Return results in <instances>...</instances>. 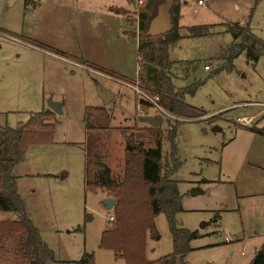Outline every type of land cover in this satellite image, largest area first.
<instances>
[{"label": "rangeland", "instance_id": "rangeland-1", "mask_svg": "<svg viewBox=\"0 0 264 264\" xmlns=\"http://www.w3.org/2000/svg\"><path fill=\"white\" fill-rule=\"evenodd\" d=\"M135 1L0 0V28L83 57L99 68L65 62L62 55H47L0 32V110L11 112H0V122L12 126L26 121L31 112L49 107L50 99L64 103L63 112L48 120L55 123L53 142L30 145L22 163L38 173L32 178L37 193L29 202L42 238L55 252L56 259L47 264H81L86 254L94 255V264H126L114 250L101 247L103 232L113 226L109 216L116 220L115 207H104L108 192L98 186L85 188L96 180L93 173L100 158L116 178L124 174L122 128L146 147H155L147 118L157 114L165 118L158 126L164 160L174 164L175 148L178 161L172 178L178 181L184 210L176 218L182 227L200 234L190 242L186 264H250L264 244V134L238 124L236 118L264 108V55L253 62L245 50L232 70L217 69L219 55L233 41L225 30L228 23L248 25L264 40V0H181L183 25H212L213 33L203 36H189L182 29L184 36L169 47L176 63L170 70L174 83L197 87L185 101L204 111L199 117L168 115L150 102H138L139 93H145L139 82L142 62L136 37L144 7ZM119 6L130 8L136 36H126L127 17L118 12ZM182 60L191 61V66ZM103 92L114 95L107 104ZM87 106H106L113 128L90 132L84 122ZM176 123L173 145L168 135ZM254 126L264 130V111ZM44 173L47 176L40 179ZM52 182L59 185L53 196V188L48 189ZM16 217L13 211L0 210L1 220ZM155 224L160 238L148 233L146 240L151 260L173 251L166 215L156 216ZM80 226L82 230H75ZM15 244L11 238L10 251L0 247V253L6 252L0 264L22 263L12 249Z\"/></svg>", "mask_w": 264, "mask_h": 264}, {"label": "trees", "instance_id": "trees-1", "mask_svg": "<svg viewBox=\"0 0 264 264\" xmlns=\"http://www.w3.org/2000/svg\"><path fill=\"white\" fill-rule=\"evenodd\" d=\"M146 0L139 14V43L140 60L139 82L144 92L150 96L159 97V105L176 116L199 117L204 111L188 104L185 97L193 94L197 87H178L172 78L171 68L176 63L170 59L169 47L184 35L179 24L181 17V0H173L171 15L173 27L163 35L148 33L152 18L157 15L160 4L165 0ZM212 25H193L188 27V35H210ZM232 34L233 41L219 55L220 66L217 69L232 70L235 59L245 50L249 60L257 62L264 55V40L256 36L250 26L240 23H228L225 28ZM0 32L18 38L26 43L49 50L64 57L82 61L72 54L43 44L24 34H18L5 28ZM153 36H158L154 41ZM2 43L0 42V49ZM191 66V61L182 60ZM146 103V101H142ZM57 113L49 107L37 112H31L26 121H19L16 126L2 125L0 122V210L13 211L15 219H0V247L7 248V241L16 239L14 248L21 264H47L56 259L54 250L42 238L27 210L24 199L18 190L17 177L13 174L14 167L23 160L28 147L32 144L53 142ZM89 131L110 130L112 115L106 106H87L84 118ZM179 123V122H178ZM172 125L169 138L174 145L177 124ZM253 131L264 134V130L256 126ZM125 137V171L116 178L111 167L100 158L94 171V182H89L87 188L101 187L109 196L117 199L115 204L116 220L111 228L103 232L101 247L114 250L118 258L124 257L126 264H186L185 258L192 250L190 242L199 237L197 230L182 227L177 213L184 210L182 195L178 189V181L172 178V173L178 165L175 148L172 161L167 164L163 156L162 129L149 127L150 136L155 137V147H146L129 129H121ZM97 143V142H96ZM98 144V143H97ZM100 147V145H98ZM164 213L173 236V251L158 259L151 260L146 256V240L148 233L154 239L160 234L155 224V217ZM75 230H82L77 227ZM9 238V239H8ZM2 251V250H1ZM0 256L5 257V253ZM20 254V255H18ZM81 264H94V255L86 254L79 261ZM250 264H264V244L257 250Z\"/></svg>", "mask_w": 264, "mask_h": 264}, {"label": "crops", "instance_id": "crops-1", "mask_svg": "<svg viewBox=\"0 0 264 264\" xmlns=\"http://www.w3.org/2000/svg\"><path fill=\"white\" fill-rule=\"evenodd\" d=\"M129 1V0H128ZM182 7H183V2H182V6H181V17H180V22H179V24H180V26H181V29H187L188 27H191V25H188V26H185V25H183L182 23H183V20H182V18H183V14H182ZM117 10H118V12H120V13H123L124 15H126V17H127V22H128V26H129V28H126V30H125V33H126V36L127 35H131V36H136V34H134V32H132V18H131V15H130V12H128V10H130V8H127V7H124V6H119L118 8H117ZM8 30V29H7ZM11 31V30H10ZM133 31H135V29H133ZM14 32V31H13ZM136 37H138V43H139V34H138V36H136ZM32 38V37H31ZM17 38H15V40H16ZM37 40V39H36ZM44 44V43H43ZM28 45L30 46V47H32V48H35V49H37V50H39V51H42V52H45V54H47V55H50V56H58V57H60L59 56V54L57 55V53H54V52H51V51H49V50H45V49H42V48H39V47H37V46H34V45H32V44H29L28 43ZM47 45V44H46ZM49 46H51V45H49ZM51 47H54V46H51ZM54 48H56V47H54ZM58 49V48H57ZM60 50V49H59ZM62 51V50H61ZM50 52V53H49ZM65 52H67V53H69V54H72V55H74L75 57H77V59H83V60H85L83 57H78V56H76L75 54H73V53H70V52H68V51H65ZM62 58V57H61ZM138 59L140 60V55H138ZM71 61L72 63H77V64H80L81 65V67H84L85 65L87 66V64L88 63H90L92 66H89V67H91L92 69H95V70H99V68H97V67H95V66H93L94 64L92 63V62H89V61H87V60H85L86 61V63H84V62H82V61H77V60H74V59H70V58H67V57H65V62L66 61ZM139 67V66H138ZM59 75H61V73L59 74ZM113 78H115V79H117V80H119V81H122V80H120L119 78H117V77H115V76H113V75H111ZM68 79H69V76L67 77ZM125 84H130L129 82H125V81H123ZM131 85V84H130ZM132 86H134V89L135 88H137V86L135 85V84H132ZM63 106H64V103H63ZM157 108V110H160L158 107H156ZM264 109V108H263ZM263 109L262 110H260L259 112H257V114H254V115H258V114H262V112H263ZM11 113L10 111H8V110H0V112H4V113ZM2 124V123H1ZM3 125V124H2ZM12 126H16V125H12ZM113 127V126H112ZM87 130V129H86ZM96 131V130H95ZM95 131L93 130V131H90V132H92V133H95ZM105 131H109V130H105ZM25 161L24 160H22V161H20L15 167H14V169H13V174L17 177V184H18V190H19V193L21 194V196H22V198L24 199V201H25V204H26V207H27V210H28V212L30 213V216H31V218H32V220H33V222H34V224L36 225V227L38 228V226H37V224H36V222H35V220H34V217H33V207L31 206V204H30V202H29V198H31L32 197V195L33 194H35V193H37V187L35 186V185H33V181H32V178H34V176L37 174L38 175V173H34V172H29V170H26V169H24L23 167H22V163H24ZM110 166V165H109ZM47 176V173H44V174H41V176L39 177L40 179H43V178H45ZM48 176H51V175H48ZM56 180V179H55ZM25 181V182H24ZM24 183V184H23ZM58 184H56V182H52L51 184H50V187H48V189H51V188H53V192L51 191L50 192V194H52V196L55 194V192H54V190H59L58 189ZM80 187H81V183H80ZM86 190H87V187L85 188ZM107 197H112V196H107ZM52 199H53V197H51ZM105 207V206H104ZM38 230H39V228H38ZM72 232V230H69V232Z\"/></svg>", "mask_w": 264, "mask_h": 264}, {"label": "water", "instance_id": "water-1", "mask_svg": "<svg viewBox=\"0 0 264 264\" xmlns=\"http://www.w3.org/2000/svg\"><path fill=\"white\" fill-rule=\"evenodd\" d=\"M173 4V0H165L164 3L160 4L158 8V13L155 15L149 25L148 33L151 35H163L173 27L172 22V15H171V6ZM104 97L106 98L105 103H109L114 95H111L108 92H103ZM49 108L52 109L54 112L60 114L63 112V102L55 101L50 99L49 100ZM148 122L153 127L160 126L165 118L162 114H157L155 116H149ZM193 194H196L197 191L195 189L192 190ZM117 199L115 197H107L104 200V206L106 209H113L116 204ZM205 225V224H203Z\"/></svg>", "mask_w": 264, "mask_h": 264}, {"label": "built area", "instance_id": "built-area-1", "mask_svg": "<svg viewBox=\"0 0 264 264\" xmlns=\"http://www.w3.org/2000/svg\"><path fill=\"white\" fill-rule=\"evenodd\" d=\"M145 1L146 0H136L135 1V4H136V6L137 5H143ZM198 3L199 4H204L205 2H204V0H199ZM138 26H139V17H138ZM205 67H206V69H210V66L209 65H206ZM137 91L139 92V89H137ZM142 93L143 92H141V94L139 93V101L138 102H142V101L150 102L152 105H155L156 107H158L161 112L166 113L168 115L169 114L170 115H173V114H171L170 112H168L167 110H165L163 107H161L159 105V97L158 96H150L146 92L143 93V94ZM138 107H139V105H138ZM263 111H264V109H263ZM256 119H257V115L238 116L236 118V122L238 124H240V125H244V126H247V127H252V126H254V121ZM109 218H110L109 221L112 222V221H114L115 216L114 215H110Z\"/></svg>", "mask_w": 264, "mask_h": 264}]
</instances>
